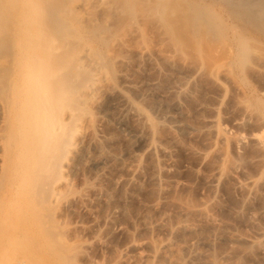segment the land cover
Segmentation results:
<instances>
[{
    "label": "rangeland",
    "instance_id": "374dc122",
    "mask_svg": "<svg viewBox=\"0 0 264 264\" xmlns=\"http://www.w3.org/2000/svg\"><path fill=\"white\" fill-rule=\"evenodd\" d=\"M228 1L134 0L141 36L114 50L100 40L108 85L85 106L57 199L56 170L26 212L0 195V264H264L249 241L264 242V28L229 6L253 0ZM169 23L173 42H160ZM1 111L2 179L11 131Z\"/></svg>",
    "mask_w": 264,
    "mask_h": 264
},
{
    "label": "bare ground",
    "instance_id": "6f19581e",
    "mask_svg": "<svg viewBox=\"0 0 264 264\" xmlns=\"http://www.w3.org/2000/svg\"><path fill=\"white\" fill-rule=\"evenodd\" d=\"M137 3L134 0H0V29H3L11 45L7 66H4L5 62L0 64L1 81L4 76L7 79L3 81V90H0V110L4 114L1 121L11 131L9 150L2 159L7 173L0 178V195L5 202L18 203L24 212L28 211L35 186L38 188L42 183L45 188L48 183L45 179L54 170L59 174H55L52 180L48 178L51 180L48 187L51 198L57 199L61 183L65 181L62 172L70 166L78 147L79 139L74 138L75 134L83 121L86 122L85 106L95 103L93 95L108 85L101 41L111 37L110 46L114 50L125 47L124 42L128 39L124 41L123 38L126 36L132 39L141 36L138 22L131 21L139 16L135 10ZM229 6L252 25L264 28V0L231 2ZM115 13L124 15L121 16L122 24L125 18L129 20L127 29L110 22L112 19L119 23L118 17L114 20L110 16H116ZM170 24L165 29L160 27L165 30L160 33V28H157L160 42L166 41V38L173 42L171 38L176 34L174 29L171 33L168 30L172 26ZM68 31L73 34L72 39ZM71 43L73 49H68ZM137 50L146 53L142 44L137 45ZM120 61L123 63L124 60ZM125 107V112L139 113L128 102ZM117 122L124 124L122 117ZM212 122L209 120V123ZM257 139L254 138V141ZM152 147L156 148L157 144H152ZM40 176L45 178L43 182ZM212 179L211 182H215L217 176ZM250 183L254 181H241L238 188L240 186L245 190L247 187L246 192L247 189L250 191ZM262 208L264 210V205ZM258 232L264 239V230ZM249 241L256 243L264 257V242Z\"/></svg>",
    "mask_w": 264,
    "mask_h": 264
}]
</instances>
